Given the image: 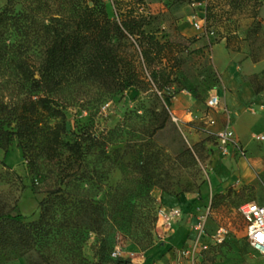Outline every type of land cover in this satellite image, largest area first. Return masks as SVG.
<instances>
[{
	"label": "rangeland",
	"instance_id": "1",
	"mask_svg": "<svg viewBox=\"0 0 264 264\" xmlns=\"http://www.w3.org/2000/svg\"><path fill=\"white\" fill-rule=\"evenodd\" d=\"M6 1L0 0V9ZM134 1L98 0L104 4L110 17L116 16L117 12L136 9ZM260 1L259 16L264 23V0ZM142 2L151 18L146 31H152L161 42L178 40L179 35L195 38L189 43L181 41V45L174 48L171 56H176V59L169 60L165 68L166 72H170L172 81L168 84L169 88L163 91V96L153 86L112 91L109 86L82 78L69 83L62 94L67 102L64 109L67 138L92 132L102 135L105 143L108 141L88 151L86 161L91 172L79 189H74V194L79 192L81 197L104 201L111 192L109 188L120 185L116 195L121 210L112 217H106L110 225L107 230L110 246L101 253L103 255H95L97 237L85 227L77 204L72 202L62 207L57 218L51 220L50 233L33 249L20 254L17 245L0 242V264H103L106 259L117 256L135 264H169L166 253L161 252L162 243L174 234L179 221L175 212L163 206L161 196L164 193L201 196L203 186L205 214L200 216L199 221L204 225L209 243L193 261L187 260L184 264H264V255L255 252L248 242L245 222L239 211L245 202L264 200V174L255 173L254 182L250 184L239 183L232 175L229 177L231 183L219 189L218 170L223 160L230 156L219 154L215 137L205 123L209 113L206 99L216 94L219 76L208 48L205 47L204 51L203 47L208 43L214 45L221 37L228 36L231 47L238 46L240 50H245L246 55L263 59L264 29L258 35L249 33L251 12L244 1L233 8L228 0H208L214 17L207 30H198L194 26L195 21L204 15L205 6H193V0ZM70 3V0H55L51 8L41 9L40 17L55 16L57 23L63 9L73 10ZM21 10V3H18L14 14ZM45 22L48 23V20ZM12 38L18 37L13 33ZM159 70L156 67L153 71H157V78ZM251 81L254 86L257 82L264 84V78L259 81L257 77H251ZM182 91L189 94L194 103L180 116L173 114L171 102ZM162 104L167 106L169 117L163 128L148 137L151 129L161 120L154 112H159ZM252 139L259 146L264 143V139ZM138 142L142 143L141 148ZM145 143L150 145L145 146ZM145 147L159 150L160 162L153 169L164 190L157 186L150 188L155 198L157 220L151 236L137 243L125 238L124 234L129 230L126 228L128 219L147 217L148 204L141 199L146 188L141 189L132 171L133 161ZM26 171L16 139L6 152L0 148V212L15 214L20 211L25 216L24 221L28 222L37 218V202L44 194L33 193ZM16 175L21 176L22 181ZM104 206L109 209L108 205ZM219 228L226 230L220 243L214 240ZM189 231L182 244L196 233L195 225Z\"/></svg>",
	"mask_w": 264,
	"mask_h": 264
},
{
	"label": "trees",
	"instance_id": "2",
	"mask_svg": "<svg viewBox=\"0 0 264 264\" xmlns=\"http://www.w3.org/2000/svg\"><path fill=\"white\" fill-rule=\"evenodd\" d=\"M70 1L73 10L63 9L57 23L55 16L45 18L39 14L43 7L51 8L55 0H7L0 9V148L6 152L16 139L26 163L29 187L35 194H44L37 202L35 220L24 221L25 216L20 211L15 214L0 212V242L17 245L20 254L39 244L50 233L51 220L57 218L62 207L74 202L85 227L97 237L95 255H103L101 253L110 246L107 218L121 210L116 195L120 185L109 188L111 192L104 201L81 197L79 192L74 194V189H79L91 172L86 161L88 151L108 141L105 143L102 135L92 132L67 138L64 111L67 102L62 95L66 86L76 78H82L109 86L112 91L153 86L163 96L172 81L165 68L169 60L176 59L171 56L174 48L179 47L181 41L189 43L195 39L179 35L178 40L161 42L152 31H146L151 18L145 12L142 0L134 1L136 9L117 12L114 17L108 16L104 4L98 0ZM241 1L251 12L248 31L258 35L264 29L259 16L261 1L228 0L233 8ZM18 3L22 10L14 14ZM213 14L212 6L207 2L206 30ZM13 33L18 38H12ZM220 39H225L226 48L240 51L238 46L231 47L230 37ZM247 57L253 62L261 59L252 54ZM156 67L160 69L159 78L157 71L153 72ZM263 89L264 84L257 82L254 86L256 93ZM154 113L161 120L148 137L164 127L170 114L165 104ZM137 145L141 148L142 143ZM159 162V150L146 147L133 161L135 178L141 189L146 188L141 199L148 204L147 217L126 221L129 230L124 237L137 243L151 236L157 220L155 198L150 188L164 187L153 169ZM15 177L22 181L21 176ZM197 198L200 199L199 194ZM105 204L109 209H105ZM103 264L135 263L117 256L106 259Z\"/></svg>",
	"mask_w": 264,
	"mask_h": 264
},
{
	"label": "crops",
	"instance_id": "3",
	"mask_svg": "<svg viewBox=\"0 0 264 264\" xmlns=\"http://www.w3.org/2000/svg\"><path fill=\"white\" fill-rule=\"evenodd\" d=\"M209 56L219 76L215 93L220 99V110L212 112L215 124L208 125V129L215 132L228 122L245 149L243 156H230L223 160L218 170V186L222 189L231 183L229 177L232 175L239 183L250 184L254 182L255 173L264 174V143L259 146L252 139L256 134L263 133L264 136V89L256 93L251 81L254 76L259 81L264 78V58L253 62L245 50L226 48L225 39L211 45ZM184 93L177 94L171 102L173 114L181 116L193 105V98ZM204 193L203 186L200 199L187 193H164L161 196L163 206L175 212L179 221L174 234L162 243L161 252L166 253V257L170 256L171 247L182 245L191 227L205 214Z\"/></svg>",
	"mask_w": 264,
	"mask_h": 264
},
{
	"label": "built area",
	"instance_id": "4",
	"mask_svg": "<svg viewBox=\"0 0 264 264\" xmlns=\"http://www.w3.org/2000/svg\"><path fill=\"white\" fill-rule=\"evenodd\" d=\"M208 0H203L200 2L193 1V6H205ZM206 16L205 9L204 15L197 19L194 26L198 30H206ZM204 33V32H202ZM209 44V43H208ZM211 45L208 46V52L210 54ZM206 107L209 110L206 115V124L214 125L215 120L212 116L213 111L220 110V99L217 94H212L206 99ZM174 121L177 118L172 115ZM216 140V146L219 154L221 156H243L245 154V149L238 140L235 131L228 122L225 123L220 129L212 132ZM254 139L263 140L264 136L262 134L254 135ZM241 216L245 222L246 237L251 248L264 255V200L263 201H249L241 204L239 207ZM196 233L190 236L187 243L182 244L180 247H171L169 252V264H184L185 261H193L196 256L200 253L202 249L207 247L208 235L204 228L202 222L198 221L195 225ZM226 230L219 228L217 233L214 235L215 242L220 243L223 240V234ZM115 255V254H113Z\"/></svg>",
	"mask_w": 264,
	"mask_h": 264
}]
</instances>
